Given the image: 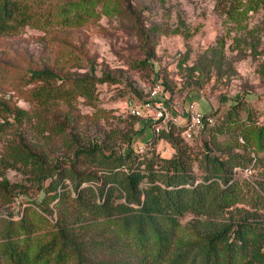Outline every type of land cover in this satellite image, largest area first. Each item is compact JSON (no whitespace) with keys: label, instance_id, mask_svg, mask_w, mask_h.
<instances>
[{"label":"rangeland","instance_id":"obj_1","mask_svg":"<svg viewBox=\"0 0 264 264\" xmlns=\"http://www.w3.org/2000/svg\"><path fill=\"white\" fill-rule=\"evenodd\" d=\"M49 2L43 11L48 7L55 13V3ZM40 25L42 30L26 26L0 36V98L11 110L0 113L5 118L0 117V241L10 219L27 215L35 233L45 235L57 218L56 201L49 200L54 194L28 180L29 168L14 160L10 149L24 146L49 168L83 173L85 166L73 156L78 146L89 147L108 133L121 146L119 139L129 134L137 153L155 149L170 158L171 145L158 139L145 118L130 112V102L142 103L160 83L161 97L180 118L190 102L216 116L215 129L186 142L195 151L209 143L217 153H244V131L253 129L248 152L264 157L255 133L264 125V0H102L80 26L45 20ZM36 70H50L59 81L95 75L97 100L37 104L33 93L42 85L30 80ZM18 109L27 115L17 118ZM230 111L232 130L215 132ZM41 123L45 126L37 135ZM236 171L252 187L259 182L264 187L263 167L253 162ZM52 210L50 217L44 212Z\"/></svg>","mask_w":264,"mask_h":264},{"label":"trees","instance_id":"obj_2","mask_svg":"<svg viewBox=\"0 0 264 264\" xmlns=\"http://www.w3.org/2000/svg\"><path fill=\"white\" fill-rule=\"evenodd\" d=\"M47 1L55 3V13L48 7L43 11ZM100 1L0 0V36L26 26L41 29V20L80 26ZM30 80L42 85L32 98L42 105L77 97L95 102L100 82L88 74L59 81L50 70L33 71ZM2 111L11 112L0 98ZM18 115L27 113L18 109ZM232 115L230 111L215 132H230ZM41 124L37 135L45 126ZM2 129L0 124V133ZM182 132V126H174L158 135L171 145L170 158L155 149L137 153L129 134L119 139L122 148L108 133L106 139L74 151L75 160L86 168L83 173L72 167L49 168L36 151L24 146L10 149L8 154L29 168L28 180L54 194L49 200L56 201L57 218L45 235L35 233L27 215L8 220L0 241V264H264L263 183L252 187L236 171L249 169L253 162L264 168V157L256 152L252 158L248 152L254 130L244 131L241 154L231 149L217 153L209 143L195 151ZM255 133L261 151L264 125ZM44 212L54 215L53 210ZM36 214L46 220L44 214ZM187 216L192 218L184 222Z\"/></svg>","mask_w":264,"mask_h":264},{"label":"built area","instance_id":"obj_3","mask_svg":"<svg viewBox=\"0 0 264 264\" xmlns=\"http://www.w3.org/2000/svg\"><path fill=\"white\" fill-rule=\"evenodd\" d=\"M161 85H156L142 103H131L130 112L138 118H145L152 126L154 134L169 131L171 127H183L182 137L186 142H191L202 135L216 123V116L203 112L195 102L188 103L186 115L183 118L172 113L170 107L161 97ZM143 147H140L142 151Z\"/></svg>","mask_w":264,"mask_h":264},{"label":"crops","instance_id":"obj_4","mask_svg":"<svg viewBox=\"0 0 264 264\" xmlns=\"http://www.w3.org/2000/svg\"><path fill=\"white\" fill-rule=\"evenodd\" d=\"M198 105V104H197ZM199 107V106H198ZM179 107H177L176 109H177V111H179V109H178Z\"/></svg>","mask_w":264,"mask_h":264}]
</instances>
